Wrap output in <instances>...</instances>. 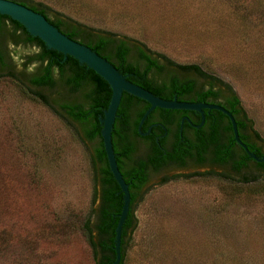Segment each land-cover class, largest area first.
<instances>
[{
	"label": "rangeland",
	"instance_id": "obj_1",
	"mask_svg": "<svg viewBox=\"0 0 264 264\" xmlns=\"http://www.w3.org/2000/svg\"><path fill=\"white\" fill-rule=\"evenodd\" d=\"M28 1L197 64L233 90L264 141V0ZM9 48L16 73L32 48ZM93 167L88 142L0 78V264H93L81 225L95 204ZM219 172L191 165L152 177L124 264H264V177Z\"/></svg>",
	"mask_w": 264,
	"mask_h": 264
},
{
	"label": "trees",
	"instance_id": "obj_2",
	"mask_svg": "<svg viewBox=\"0 0 264 264\" xmlns=\"http://www.w3.org/2000/svg\"><path fill=\"white\" fill-rule=\"evenodd\" d=\"M12 1L40 13L64 35L88 46L125 75L127 80L159 98H171L170 93L160 91L162 86H168L171 93H176L177 100L184 99L188 95L187 91L197 84L196 77H190L188 73L202 78L201 89L207 86L203 91L194 93L191 100L204 102L209 97L220 98L219 89L213 90V86L216 83L223 85L231 92V99L223 104L234 118L238 138L257 157L264 156V141L253 129L250 118L233 90L217 77L205 73L197 64H179L132 38L79 24L57 12L49 15L51 10L40 2L32 4L28 0ZM5 42L32 48L27 54L18 55L21 61L16 73L13 61L7 56L4 60ZM30 64H33V68L28 71L27 65ZM169 64L172 67L167 66ZM181 74L184 75L182 80L178 76ZM4 76L13 82H20L22 89L24 87L67 122L81 141L90 144V157L94 166L92 202L95 204L82 221V234L90 249L93 264H110L114 258V227L122 204V193L108 169L99 133L98 117L108 103L109 86L95 74L84 72L79 63H64L54 58L22 27L7 19H0V78ZM146 108L124 97L113 140L116 165L127 184L134 208L145 186L163 166H227L229 170H221L220 176L230 178L234 177L232 175H240L241 181H248L255 179L254 173L257 172L264 177V161L251 159L237 145L227 118L222 127L219 117L204 118L202 125L205 127L191 128L193 136H189L178 133L177 115L159 113L156 117L155 111L151 110L140 125L141 132L148 131L151 126L148 133L143 135L139 134L137 124ZM203 112L222 114L216 109H204ZM238 112L241 113L240 119L236 117ZM174 116H177V120L171 122ZM221 116L225 117L224 114ZM152 121L156 124L151 125ZM198 121L196 117L193 122ZM183 126L186 129L190 127L186 120H183ZM242 127H247L261 144L250 142L248 136L241 132ZM165 131L167 134L172 132L170 145L164 141ZM222 132L224 135H221ZM134 225L135 217L132 213L123 245L124 254Z\"/></svg>",
	"mask_w": 264,
	"mask_h": 264
},
{
	"label": "water",
	"instance_id": "obj_3",
	"mask_svg": "<svg viewBox=\"0 0 264 264\" xmlns=\"http://www.w3.org/2000/svg\"><path fill=\"white\" fill-rule=\"evenodd\" d=\"M0 19H7L22 27L54 58L64 63H79L84 72L95 74L110 88L108 103L102 111V115L98 117L100 123L99 133L108 169L122 193V204L114 227V258L110 264H118V262L124 264L126 260L123 245L134 210L129 198L127 184L117 168L113 149V140L124 97L147 107L141 114L137 124L139 134L147 132H141L140 125L151 110L155 111L156 117L159 113L198 117L200 123L203 118L215 119L224 114L230 122L234 141L251 159L258 162L264 159L249 151L238 138L235 121L230 112L222 106L206 102L179 101L157 97L150 91L130 82L129 79L127 80L125 75L119 73L113 65L88 46L64 35L49 23L43 15L18 2L0 0ZM203 109H216L223 114L203 112Z\"/></svg>",
	"mask_w": 264,
	"mask_h": 264
},
{
	"label": "flooded vegetation",
	"instance_id": "obj_4",
	"mask_svg": "<svg viewBox=\"0 0 264 264\" xmlns=\"http://www.w3.org/2000/svg\"><path fill=\"white\" fill-rule=\"evenodd\" d=\"M6 44V49H5V51H4V60L6 59V56L9 58V59H11V61H12V59H14V58H12V57H14V55H13V53H15V52H12V49H10L9 47H20V45H14L13 43H9V42H5ZM36 49V48H35ZM31 65V67L33 66V64H30ZM167 66H169V67H172V66H170V64L169 65H167ZM179 76V78L182 80L183 78H184V75H178ZM156 81H158V80H156ZM196 81H197V84H196V86H194L192 89H190V90H188L187 91V93H188V95L184 98V99H180L179 101H190V102H201V101H194V100H191L192 99V97L191 96H193V94L194 93H196V92H200V91H203L207 86H205L203 89H201L200 87H201V80H199L198 81V79H197V77H196ZM157 84L159 83V82H156ZM216 89H219V92H220V98H217V99H215V98H211V97H209V99L208 100H205L204 102H206V103H212V104H217V105H220V106H222L224 109H226L227 110V108H225V106H224V104L223 103H225V102H227V100H230L231 99V92L229 91V90H227L223 85H220V84H218V83H216L214 86H213V90H216ZM160 91L161 92H166V93H170L171 94V98H168V99H175V100H177L176 99V93H174V92H172L171 93V88L170 87H168V86H162L161 88H160ZM173 91V90H172ZM204 110V109H203ZM228 111V110H227ZM220 112V111H219ZM222 113V112H221ZM223 114V113H222ZM231 114V113H230ZM178 116V121H179V126H178V133L179 134H187V135H189V136H193L191 133H190V130H191V128H204L205 127V125H202L203 124V121H204V118H203V121L200 123V118H199V121L198 122H193V121H195L196 120V117H189V116H179V115H177ZM177 116H174L173 117V119L171 120V122L172 121H175V119L177 120ZM233 117V116H232ZM236 117L238 118V119H240L241 118V113L240 112H238L237 113V115H236ZM226 115H225V117L224 116H219V120H220V126L222 127V126H224L225 124H226ZM228 119V118H227ZM234 119V118H233ZM183 120H186V122H188V124H189V128H185L184 126H183ZM192 120V121H191ZM154 121H152V122H150V124L151 125H155L156 123L154 122ZM150 127L151 126H149L148 128H149V130H150ZM184 127V128H183ZM147 128V129H148ZM146 129V130H147ZM148 130V131H149ZM148 131L146 132V133H144L143 135H145V134H147L148 133ZM192 133H193V131H191ZM241 132H243V133H245L247 136H248V140L250 141V142H252V143H255V144H257V145H260L261 144V142L257 139V138H255V136L251 133V131L247 128V127H242L241 128ZM164 134H165V143L167 144V145H170V143H171V141H172V132L170 131V133H168L167 134V132L165 131L164 132ZM227 134V133H226ZM142 135V136H143ZM221 135H224V133L222 132L221 133ZM157 138H155V140H156ZM238 145V144H237ZM239 146V145H238ZM263 158H264V156H262ZM260 158V157H259ZM188 160V159H187ZM262 161H264V159L262 160ZM261 162V161H260ZM172 166V167H171ZM171 166H163V167H161L160 169H159V171H158V173L156 174V175H159V176H161V177H163V176H165V175H168V172H171V171H173V170H183V169H185V168H188L189 166H191V164H186L184 167L182 166V167H174V165H171ZM192 166H208L209 168H218L220 171L222 170V171H225V170H229V167H227V166H210V165H208V164H202V165H192ZM155 175V176H156ZM154 177V176H153Z\"/></svg>",
	"mask_w": 264,
	"mask_h": 264
}]
</instances>
